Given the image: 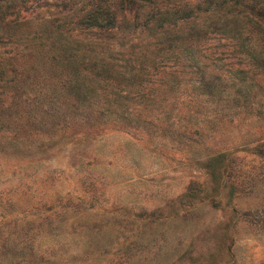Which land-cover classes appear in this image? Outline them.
<instances>
[{
  "label": "rangeland",
  "instance_id": "1",
  "mask_svg": "<svg viewBox=\"0 0 264 264\" xmlns=\"http://www.w3.org/2000/svg\"><path fill=\"white\" fill-rule=\"evenodd\" d=\"M223 1L0 0V264H264V0Z\"/></svg>",
  "mask_w": 264,
  "mask_h": 264
},
{
  "label": "trees",
  "instance_id": "2",
  "mask_svg": "<svg viewBox=\"0 0 264 264\" xmlns=\"http://www.w3.org/2000/svg\"><path fill=\"white\" fill-rule=\"evenodd\" d=\"M142 1H146V2H149V3H152L153 0H142ZM227 1H230L229 4H231L233 1L235 0H224L223 2H219V4L223 5V6H228L227 5ZM236 4V3H234ZM263 8V11L261 12V16L264 17V6L262 7ZM206 10V9H205ZM208 10V9H207ZM179 11H175L173 10V12H171L172 14H170L171 16H175V18L179 19H185L189 16L190 14V11L189 12H186V13H182V11H180V13L178 15H176V13H178ZM167 13V12H166ZM164 13V14H166ZM163 15V14H162ZM161 15V16H162ZM154 16V15H153ZM152 16V18H153ZM160 16V17H161ZM160 17L158 19H160ZM114 15L111 14L110 10L109 9H101V8H95V10H92L90 12H88L80 21V24L82 26H96V27H107V28H110V27H113L114 25ZM162 25L159 24L158 27H161ZM71 47L68 46L67 44H63L62 47H61V54L59 55L60 58H62V64L65 65L66 69L67 68H71V66L74 64V62H78L80 61V58L81 57H87L86 56V53H84L83 49L81 52H70L68 51ZM97 53L94 54V51H92V56H88V61H93L92 62V66L95 67V66H98L100 64V66L103 68V64H101V61L103 60L101 58V55H96ZM51 55L53 56V59L56 58V54L55 52L51 53ZM80 55V56H79ZM84 62V61H83ZM82 62V64H83ZM91 66H83L82 69H80V67H75L73 70L75 71H78V72H75L77 74H79V71H83L84 68H89ZM70 70V69H68ZM105 70V69H104ZM76 78V77H75ZM85 78L82 77L81 80H77V78L72 82H70L69 80H65L68 82V86L70 87L72 85V83H74V86L71 87L72 88V91L73 92H76V93H81L82 92V89L86 86V81H84ZM227 154L225 153H221L217 156H214L212 158H209L206 160V164L207 166L210 168V170L212 171V174L213 175H216V174H219L218 170H220L221 168V165L223 163V161H225V158H226Z\"/></svg>",
  "mask_w": 264,
  "mask_h": 264
}]
</instances>
